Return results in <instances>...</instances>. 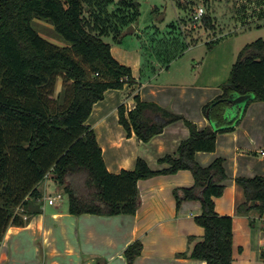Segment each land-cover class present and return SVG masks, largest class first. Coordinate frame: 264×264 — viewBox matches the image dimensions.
<instances>
[{"label": "trees", "instance_id": "16d2710c", "mask_svg": "<svg viewBox=\"0 0 264 264\" xmlns=\"http://www.w3.org/2000/svg\"><path fill=\"white\" fill-rule=\"evenodd\" d=\"M112 1L0 0V243L9 226L30 220L31 213L26 211L29 198L43 196L38 186L49 172L68 193L70 212L114 215L137 212L140 179L190 169L195 183L176 187L174 193L178 207L185 200L202 202V213L195 218L205 233L201 238L190 235L188 249L178 255L204 259L207 264H233V217L219 214L215 202V197L224 193L223 181L228 177L224 159L201 165L196 153L214 150L218 134L234 130L241 122L244 112L225 125L224 109L232 94L251 93L247 105L264 100V38L241 48L230 76L221 85L222 92L204 106V113L217 127L210 124L201 129L183 114L139 94L133 109L122 103L120 122L129 134L135 131L144 141L180 119L185 120L191 134L180 143L177 155L160 158V162L170 163L167 168L153 169L139 157L134 169L112 172L87 119L107 89L136 82L132 68L114 56L105 37L112 36L120 43L125 27L138 19L132 3L126 0L102 16ZM202 19L208 28H215L211 15ZM38 22L50 23V36L63 43L43 34ZM172 44L165 37L157 46ZM165 52V61H169L174 53ZM58 75L72 82V93L68 98L63 89L53 97L57 101L53 104L44 93ZM237 181L247 195L238 210L256 207L264 211V176H239ZM252 201L258 203L253 206ZM142 249L141 239L126 247L129 264H134Z\"/></svg>", "mask_w": 264, "mask_h": 264}, {"label": "crops", "instance_id": "0c3cea01", "mask_svg": "<svg viewBox=\"0 0 264 264\" xmlns=\"http://www.w3.org/2000/svg\"><path fill=\"white\" fill-rule=\"evenodd\" d=\"M169 25L179 31L181 24L173 20ZM189 36L195 38L190 32L184 38ZM224 36L216 35L213 46ZM168 39L173 42L171 46H157L155 41L150 52L152 58L145 56L150 70L144 73L142 50L129 51L111 43L114 56L130 66L136 77L135 83H126L124 88L107 89L104 98L94 103L87 119L112 172L134 169L139 157L153 169L167 168L170 163L160 162V158L177 155L180 143L191 134L184 119L168 124L149 141L140 139L135 131L129 134L120 122L119 106L125 103L128 109H133L137 94L183 114L201 129L210 124L217 127L204 113V106L222 92L221 85L230 76L236 60L233 49L225 53L223 47L210 51L203 46L200 54L194 53L186 59V51L199 46V40L190 41L192 45L186 49L187 42L180 36H168ZM165 51L174 53L169 61H165ZM205 62L209 66L207 71ZM189 70L192 74L186 73ZM244 95L241 104L229 98L224 109L225 125L244 112L241 122L234 130L220 132L216 148L198 151L196 160L209 165L217 158L224 159L228 177L223 181L224 193L215 197V202L219 214L233 217V264H264V211L256 207L246 212L238 210L247 195L237 177L264 176V100L247 105L253 95ZM53 183L59 185L54 178ZM194 183L190 169L142 178L138 182L141 204L135 214L102 215L74 214L70 212L69 202L59 199L47 202L44 196L50 195V187L56 185L45 179L38 186L43 196L29 198L26 211L28 215L31 213L30 220L24 225L9 226L1 241L0 264H129L125 249L136 239L142 240L143 249L134 264H207L204 259L178 255L188 249L190 235L201 238L205 233L195 218L202 213V202L185 200L178 207L174 193L176 187Z\"/></svg>", "mask_w": 264, "mask_h": 264}, {"label": "rangeland", "instance_id": "374dc122", "mask_svg": "<svg viewBox=\"0 0 264 264\" xmlns=\"http://www.w3.org/2000/svg\"><path fill=\"white\" fill-rule=\"evenodd\" d=\"M121 1L124 0H113L112 3L108 5V7H105V12L104 8H101L99 11L101 13L104 12L102 16H108L110 14L109 12L112 9H116L118 5L117 3ZM126 1L132 3L133 12H136L138 15L136 24L134 25V23H131L125 27L126 35L120 44L115 42L112 36H107L105 38L111 43L118 44L122 48H126L129 51L142 50V56L144 58V62H142V73L150 70V68L147 66V63L145 64V61L147 60L145 56H147V58H152L153 55H150V52L153 51V45L155 44V41L158 42V40L168 36L174 37L176 35L180 36V38L183 40H186V49L189 47V45H192L190 41L197 40L198 42L199 40V46L186 51V59L189 56H192L194 53L200 54L202 52L203 46L205 49H210V51L214 47H223L225 49L223 52L225 53H227V51L232 52L233 49V58L236 59L239 49L244 44L254 41L259 37L264 38V0ZM201 6L205 9L203 15L207 14L213 17L215 28H208L202 19L203 16L199 19L195 17L198 9ZM86 15H89L88 11L86 12ZM180 19H182L181 23ZM173 20H175L178 25L181 24L179 26V31L174 28L175 26L169 25V23ZM133 26L136 28L131 31L130 29ZM37 27L41 31L45 32L43 34L46 36L55 41L63 43L60 40L50 36V33H52L50 23L38 22ZM188 32H190V35L194 36L195 38L193 39L189 36L185 39L184 37H186ZM220 34H224V38H222L219 42H215L214 46L209 48L208 45L210 46V44L216 40L215 36ZM220 42L221 46L217 45ZM205 65L207 71L209 68L208 63ZM186 73L192 74L190 70ZM143 79H145V75L143 76ZM227 79L225 81H227ZM71 87V81H64L63 75H58L55 83L45 88L44 95H47V97L51 98L53 104H55L57 101L54 100L55 98L53 97H57L58 93L63 91V89L65 90L67 97L70 98L72 93ZM48 181L51 183V185L55 184H52V175L48 178ZM48 192V194L51 196H55L59 192H62L64 197H61L59 201H64L68 204L69 195L68 193L63 192L62 186H51Z\"/></svg>", "mask_w": 264, "mask_h": 264}, {"label": "built area", "instance_id": "2783aa9c", "mask_svg": "<svg viewBox=\"0 0 264 264\" xmlns=\"http://www.w3.org/2000/svg\"><path fill=\"white\" fill-rule=\"evenodd\" d=\"M204 12H205V9H204V7L201 6V7L198 9V11H197L195 17L199 19L200 17L203 16ZM50 176H51V172L47 173L45 179H48ZM61 197H63V195H62L61 193H58V194L55 195V196H51V195L46 196V195H45V196H44V199H45V200L47 199L50 203H54L56 200L60 199Z\"/></svg>", "mask_w": 264, "mask_h": 264}, {"label": "water", "instance_id": "95a60500", "mask_svg": "<svg viewBox=\"0 0 264 264\" xmlns=\"http://www.w3.org/2000/svg\"><path fill=\"white\" fill-rule=\"evenodd\" d=\"M245 95L244 94H241V95H238V96H234V95H232L231 97H230V99L231 100H233L234 102H236V103H238V104H241V103H243V100H245V97H244ZM258 202L257 201H252L251 202V205H256Z\"/></svg>", "mask_w": 264, "mask_h": 264}]
</instances>
